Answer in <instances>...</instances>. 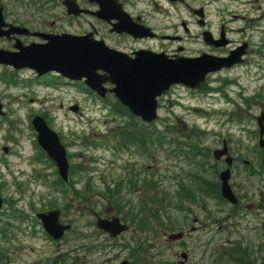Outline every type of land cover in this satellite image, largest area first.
I'll return each instance as SVG.
<instances>
[{
	"label": "rangeland",
	"instance_id": "374dc122",
	"mask_svg": "<svg viewBox=\"0 0 264 264\" xmlns=\"http://www.w3.org/2000/svg\"><path fill=\"white\" fill-rule=\"evenodd\" d=\"M4 1L8 6H13L10 2L12 0ZM202 1L209 3L206 10L213 27H217L219 22L231 27L234 32L239 28L248 27L249 30L243 33L252 34L253 47L241 65L210 74L204 87L198 91H190L180 86L172 87L158 99V116L161 120L173 123L180 121L178 123L199 128L206 133L204 139L210 148L224 138L234 143L241 142L245 148L250 149L258 142L254 117L259 114L261 108L264 110V0H197V3ZM22 3L28 6L27 3ZM142 6L149 16L155 17L151 20L152 23L160 20L161 15L151 12L148 0H144ZM179 11L181 15L177 18L176 11L171 10V24H178L180 19L185 18L182 8H179L178 13ZM233 16L236 19H233ZM162 22L166 23L164 20ZM175 47L171 45L166 48ZM183 47L192 51L198 46ZM0 75L6 76L10 81H0V103L4 112V115L0 116V196L3 200L0 231L3 223L9 222L6 231L7 243L1 242V245L8 249L6 257L9 262L0 258V264H48L45 259L53 260L58 257L60 261L63 260L64 256L61 254H69L70 259L77 260V256L82 253L79 245L83 244L84 240H74L72 235H66L56 244L51 243L42 232L40 224L35 223V214L55 206L63 209L65 220L73 218L72 209L65 210V202L71 206L75 205L82 196L91 197L93 201L95 198L101 200V195L98 194L107 185L120 181L125 176V165L132 164L135 169H141L140 176L143 179L149 177V174H154L155 180H158L159 184L161 181L160 185L170 192L173 189L171 186L176 182L175 179L172 180V175L175 177L189 172L199 173L202 169L200 163H194L186 156L169 158L159 152L157 157L152 159L145 152L112 151L109 129L118 124L120 118L114 119L115 123L109 122L113 117L99 101L77 87L61 83V79L54 74H47L41 82L30 71L16 73L9 68L0 67ZM252 98L255 101H246ZM74 105L77 106V113L69 110ZM242 108H245L246 112L243 113ZM36 115L42 117L60 136L70 165L66 183L60 181L52 162L42 152L39 154L35 148V134L29 121ZM179 129H183V126ZM3 147L7 148L6 152H3ZM184 170L188 172L182 174ZM155 171L161 174H156ZM206 174L209 175V172ZM261 180L263 177L259 174L258 183ZM126 195L127 199L135 202V194ZM144 197L140 195L138 202ZM98 203L99 211L110 217L109 212H112V209H105L106 205L102 206V201ZM210 203L213 207L210 213L199 209L193 212L196 222L191 221L190 217H185L190 215L188 211L183 214L170 213L172 218L184 217L187 231L197 227L189 234L188 246L185 248L189 255L188 264H202L199 260L202 251L221 254L223 248H226L222 244L227 241L230 246L234 240H243L251 247L258 242L257 226L254 229L253 226L257 225L255 221L259 216L254 215V209L247 201L241 204L244 217L239 220V225L230 227L227 221L220 225L219 229L218 223L208 222V216L215 210L217 217L221 215V212L217 211L219 205L212 201ZM22 213L29 217L23 219ZM12 215H15L17 220L13 221ZM90 220L89 216L79 218L76 225L79 230L95 235L97 232L87 227ZM166 222L168 225L167 219ZM258 226L261 227V222H258ZM131 232L136 239L144 242L146 246H151L146 247L145 252L137 253L138 258L153 257L159 261L165 258L162 257L158 246L165 240V236L146 242L147 236L144 239V236L137 235L134 230ZM157 232L161 230L154 229V234ZM132 234L125 235L123 239L119 238L120 243L127 241ZM97 237L88 241L107 249L110 244L104 241V236ZM118 250L119 248H114L113 252ZM116 254L118 257L113 259L115 264L123 257H130L132 260L135 257L134 253L126 250ZM178 256H175L176 261H181ZM169 257L174 259L173 253H170Z\"/></svg>",
	"mask_w": 264,
	"mask_h": 264
},
{
	"label": "water",
	"instance_id": "95a60500",
	"mask_svg": "<svg viewBox=\"0 0 264 264\" xmlns=\"http://www.w3.org/2000/svg\"><path fill=\"white\" fill-rule=\"evenodd\" d=\"M129 29L136 33L133 27L129 26ZM44 39L47 40L45 44H33L20 53L0 51V63L12 65L16 69L28 67L35 70L38 76L55 71L70 80L84 78L85 85L100 97H104L106 92L101 85L108 82L113 86L109 93H112L131 115L146 123L156 119V99L170 86L182 84L191 89H198L206 74L230 67L239 61L235 54L224 59L205 55L199 58H169L165 54L150 51H139L135 53L134 58H129L107 49L101 42H92L86 38L60 36ZM72 110L75 111L76 108ZM263 121L264 116L257 118L260 136L264 134ZM31 124L38 133V144L55 163L62 180L66 181L68 163L57 135L40 117H34ZM223 153L225 150H217L214 157L219 158ZM228 179V171L220 174L221 195L230 203H235ZM1 203L0 198V207ZM58 216L57 210L37 215L43 228L53 239H59L69 228L59 225ZM96 226L110 233L111 237L125 229L118 225L116 219H98Z\"/></svg>",
	"mask_w": 264,
	"mask_h": 264
},
{
	"label": "flooded vegetation",
	"instance_id": "af4514ba",
	"mask_svg": "<svg viewBox=\"0 0 264 264\" xmlns=\"http://www.w3.org/2000/svg\"><path fill=\"white\" fill-rule=\"evenodd\" d=\"M150 2L151 12L161 15L159 21L151 22L155 17L149 16L143 8L144 0H103L102 7L110 15L100 18L94 13L100 10V5L88 0H44L41 6H18L17 1L13 6H8L0 0V9L3 21L6 25L2 31H9V27H18L26 30L27 34L9 33L0 38V50L14 53V45L20 43L22 47L31 43H38L41 40L35 34L58 35L68 33L75 36H88L94 40L102 41L109 48L125 53L129 56L140 50L162 52L173 56L181 49L180 55L197 57L206 54L216 58H225L242 44H246L244 59L249 55L252 48V34L245 35L248 27L233 31L231 27L224 26L219 22L213 27L208 20L206 7L207 1L197 3V0H155ZM68 2L69 9L64 5ZM126 14L130 19H124L122 13L115 14L114 8ZM179 8H182L184 19L178 24H171V10L176 11L177 18H180ZM69 10V13H68ZM165 17H164V16ZM168 18V19H167ZM233 19H236L233 16ZM162 20L166 21L164 24ZM120 22L132 23L137 27L147 29L152 37H137L124 29L119 31L114 27H121ZM245 31V33H243ZM175 45L174 49L166 48ZM184 45L198 46L192 51L184 49ZM241 145H234L226 139L227 155L231 158V172L233 175L244 173L245 168L251 173L257 170L259 158L264 159V152L258 154L255 148H246L239 153ZM241 201V200H240ZM260 209L264 211L263 199ZM260 210V211H261ZM264 215V214H262ZM262 225L264 219L262 218ZM257 263L264 264V247H256ZM262 251V252H261Z\"/></svg>",
	"mask_w": 264,
	"mask_h": 264
},
{
	"label": "trees",
	"instance_id": "16d2710c",
	"mask_svg": "<svg viewBox=\"0 0 264 264\" xmlns=\"http://www.w3.org/2000/svg\"><path fill=\"white\" fill-rule=\"evenodd\" d=\"M111 107V112L123 119V125L115 128L112 134L118 148L135 146L138 150L145 152L148 157L154 156L159 152V149L165 144L161 133H157L156 130H152L149 127H139L134 122L128 120L131 119V116L126 114L125 110L118 103L114 102ZM164 128L165 132L171 131L173 134L177 133L178 136L185 135L188 137V135H193V133L197 134V131L194 130L188 134L183 131H176L174 126H165ZM171 129H174L176 133ZM187 140L190 141L191 139L188 138ZM209 168L211 170L209 175L202 171L199 173L194 172L188 182H178L171 192L164 188L160 189L154 176L149 174V177L145 178V188L139 192L145 196L141 199L140 204L139 202L134 204L130 200H122L125 193L137 189L134 184L138 182L139 177H132L135 175L132 172L129 181L121 179L115 182V185H107L98 194L99 196L101 195V200L95 198L93 201L91 197L82 196L78 199V204L85 211L95 212V209L99 207L98 201H102V206L103 204L108 205L107 207L113 208L118 215L121 214V211H124V215H120L121 220L128 222L130 226H136L138 231L147 232V235L154 233V229L158 230L162 227L168 232L180 231L183 221L177 217L172 218L171 212L175 211L178 213L182 208H187V211H190L191 206L194 204L206 208L205 198L208 197L219 200V184L216 180V171L213 172L212 168ZM126 185H130V187L124 189L127 187ZM85 211L79 210L77 213L84 214ZM97 214L102 215L99 211H97ZM166 219L170 222L169 225H166ZM239 253H241V249L237 246L228 254L232 264H252ZM149 259L155 260L153 257ZM155 261L160 263L158 260ZM162 264H166L165 261Z\"/></svg>",
	"mask_w": 264,
	"mask_h": 264
}]
</instances>
